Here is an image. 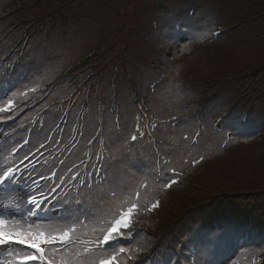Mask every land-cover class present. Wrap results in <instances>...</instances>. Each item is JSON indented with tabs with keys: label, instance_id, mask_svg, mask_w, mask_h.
Here are the masks:
<instances>
[{
	"label": "trees",
	"instance_id": "obj_1",
	"mask_svg": "<svg viewBox=\"0 0 264 264\" xmlns=\"http://www.w3.org/2000/svg\"><path fill=\"white\" fill-rule=\"evenodd\" d=\"M219 13L223 24L214 20ZM9 18L16 22L9 24ZM26 26L32 27L31 35L43 33L34 34L22 52H11ZM204 33L206 38L194 39ZM44 35L71 50L82 40L98 38L84 50L100 53L85 71L61 76L67 65L60 71L55 67L44 82L42 75L64 53L45 45ZM178 60L182 75L174 66ZM96 66L101 69L97 78ZM37 81L41 88L17 99L12 114L18 123L44 111L46 130L32 133L28 152L46 142L57 112L68 110L64 141L78 117L83 135L62 172L81 159L101 127L94 159L101 152L107 177H118L130 188L142 175H154L156 161H169L166 167L180 173L166 172L177 181L171 188L150 189L159 208L135 216L133 231L139 234L120 244L142 249L135 264H171L170 251L189 264L192 256L202 262L213 256L221 264H264V0H0V105ZM163 97L166 104L172 100L173 108L160 123L153 115L165 114L157 105ZM142 112L151 118L150 137ZM12 115L0 113V126L7 131L17 124ZM137 125L145 135L131 143ZM196 132L198 142L191 146ZM57 166L58 161L52 168ZM96 175L94 188L82 189L92 204L104 180ZM103 187L106 191L110 185ZM118 191L126 200L127 189ZM66 198L84 197L75 191ZM57 205L62 208L60 200ZM241 249L248 253L240 255ZM121 260L132 264L125 256Z\"/></svg>",
	"mask_w": 264,
	"mask_h": 264
},
{
	"label": "snow or ice",
	"instance_id": "obj_2",
	"mask_svg": "<svg viewBox=\"0 0 264 264\" xmlns=\"http://www.w3.org/2000/svg\"><path fill=\"white\" fill-rule=\"evenodd\" d=\"M208 34L204 33L201 36L194 37V39L206 38ZM55 69H47L42 75L41 81L48 82L50 80V73L54 74ZM41 81H37L35 86L28 87L24 91L13 93L9 96L2 105H0V113H7L18 107L16 101L19 98L27 99L29 93H35ZM155 127V125H152ZM145 133L140 132L139 126H136V134H131L130 139L132 142L142 138ZM199 135V133H197ZM187 139V137H185ZM127 143V141H125ZM43 147V145H41ZM102 159V157H98ZM112 159H115L113 156ZM203 156L200 157L202 161ZM28 157L25 156L20 165H24ZM199 161L193 160V164ZM170 162L164 161L161 165L160 161H156V167L153 169L154 175L144 174L135 184L130 188L123 184L118 177H105L100 185V189L96 204H92L91 197L85 195L82 189H92V185L87 181L82 186L78 187V193L84 198L67 199V193H64L60 198L62 211L65 213L61 217L64 224L56 226L53 224L47 226L31 225L26 228L15 227L14 229L6 228L11 222L4 218V213L15 218L19 215L25 220L33 217L36 210L42 207L43 203L48 202V196L41 191L37 199L36 195H28L26 204L32 207L25 210L21 209V205L15 201H8L7 203H0V247H11L13 245L25 246L32 251L24 254L17 255L15 264H126V261L121 260V256L127 257L128 260L133 259L139 254L142 249H132L130 247L119 246L120 240L131 241L135 238L134 234V217L138 216L141 212L151 213L158 209L160 201L152 197L150 189L154 185H158L167 190L177 183L176 180L170 179L166 172H171L172 175H180L175 168L166 167ZM20 171V166L15 164L8 165L5 169L0 171V189L15 179L17 172ZM100 170H97L99 172ZM55 176V173H52ZM77 177L79 173L76 174ZM75 178V177H74ZM73 178V179H74ZM40 179H46L41 176ZM34 184L38 183L33 181ZM64 182L61 181V184ZM104 184L110 185L105 191ZM59 185L51 187L50 193H55ZM128 191V197L122 201L120 206L116 208L115 212L108 210L107 213L100 209L99 205L111 204L118 199V190ZM55 199V197H53ZM87 202V203H86ZM87 208V210H86ZM92 208H97L98 211H92ZM26 213V214H25ZM83 216L85 219H81ZM92 217H96L97 227L93 228L95 235L94 239H81V229L86 228L85 220L91 222ZM20 224L19 221L16 222ZM82 246V250L73 251L76 247ZM91 245V246H90ZM47 247L52 248V254H48ZM112 250L109 252L108 248ZM8 255L11 256L12 252L9 251ZM59 257V260H57ZM3 264H14L13 261L5 260Z\"/></svg>",
	"mask_w": 264,
	"mask_h": 264
},
{
	"label": "rangeland",
	"instance_id": "obj_3",
	"mask_svg": "<svg viewBox=\"0 0 264 264\" xmlns=\"http://www.w3.org/2000/svg\"><path fill=\"white\" fill-rule=\"evenodd\" d=\"M214 20H215V22H217L218 24H223L224 23V14L223 13H219V14H217L216 15V17L214 18ZM8 23L9 24H11V23H13V22H16L15 21V19H13V18H9L8 20ZM24 24H27V25H29L30 24V22H25ZM13 27L14 28H16L17 30L19 29V28H21V27H19L18 26V24L17 25H13ZM26 28V30H23V34L21 35V37H20V39H18V42H20L21 44H24V43H29V41H30V39H31V37L34 35V34H38V35H40V34H42L43 33V31H41V30H39V31H33L32 32V35H31V33H30V31H31V28L32 27H30V29L29 28H27V26L25 27ZM7 34V31L4 33V35H6ZM98 39V38H97ZM97 39H87V40H82V41H80L78 44H76L75 45V48H74V50H71L70 49V46H64V44H59V43H57L56 41H54V40H52V39H48L45 35L43 36V41H44V43H45V45H49L50 47H52L53 49H54V47H59V48H61L63 51H64V53L62 54V56H60V60L62 59V57H63V60L59 63V64H57V66H54L53 67V69L55 68V67H57V71H60V70H62L66 65V67H69V66H72V65H76V67H73L72 69H71V71H77V70H79V69H81L82 71H85L84 70V66L89 62V60L90 59H94L97 55H99V53H100V51H95V53H93L92 55H90L91 54V52L90 51H92V50H90V51H85L84 50V48L88 45V44H94V43H96L98 40ZM41 46H43V47H46V46H44V45H41ZM20 47H22V45L20 46ZM23 48V47H22ZM98 50H100V49H98ZM69 53H70V55H69ZM90 55V56H89ZM70 57V62H67L68 61V59H69V57ZM88 56V58L87 59H85L86 57ZM186 59L187 58H185V61H186ZM63 63V64H62ZM174 66H176V72H177V70L179 71V72H177L178 74H183L184 73V65H183V63H182V61L181 60H178L177 61V63L175 64V62H174ZM177 66H178V68H177ZM65 67V68H66ZM64 68V69H65ZM83 68V69H82ZM96 68V78L98 77V76H100L101 75V69H100V67L99 66H96L95 67ZM185 69H186V71H187V65L185 64ZM88 70V69H87ZM82 71H79V72H77L78 74L79 73H81ZM183 78H185V76L183 77ZM240 89H241V87H240ZM169 92H171V89H169L168 90ZM241 94V93H240ZM229 97V96H228ZM243 99H245L246 97H242ZM157 105L160 107V108H162L163 109V113H165L163 116H160V115H153L154 117H155V119H157L160 123H162V122H166V120H165V118L169 115V112H170V110L173 108V102H172V100L170 101V103H168V104H166V100H165V97H163L161 100H158L157 101ZM249 110V109H248ZM248 110H246L245 112H247ZM245 112L242 114V116L243 115H245ZM241 116V117H242ZM154 117L152 118V119H154ZM134 120L136 121V118H134ZM174 125V124H173ZM100 209H106L107 211L108 210H110V207H111V205L110 204H106V205H99L98 206ZM85 219V218H84ZM88 220H85V223L87 222ZM92 227H94V224L92 223V221L91 222H89V223H87V228H89V229H91ZM6 250V249H5Z\"/></svg>",
	"mask_w": 264,
	"mask_h": 264
}]
</instances>
